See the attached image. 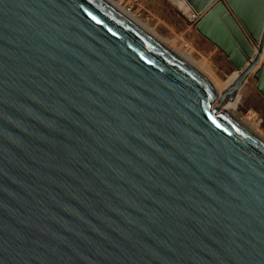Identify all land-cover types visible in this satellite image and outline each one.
Here are the masks:
<instances>
[{"label": "water", "instance_id": "1", "mask_svg": "<svg viewBox=\"0 0 264 264\" xmlns=\"http://www.w3.org/2000/svg\"><path fill=\"white\" fill-rule=\"evenodd\" d=\"M178 1L218 106L103 0H0V264H264V145L220 114L264 97V0Z\"/></svg>", "mask_w": 264, "mask_h": 264}, {"label": "rangeland", "instance_id": "2", "mask_svg": "<svg viewBox=\"0 0 264 264\" xmlns=\"http://www.w3.org/2000/svg\"><path fill=\"white\" fill-rule=\"evenodd\" d=\"M123 9L127 5L131 15L152 30L178 52L188 55L214 81L232 83L238 73L224 54L200 36L195 24L184 21L175 3L162 0H111ZM262 65L254 70L256 72ZM257 81L250 76L242 86L232 110L234 116L264 138V97L258 92Z\"/></svg>", "mask_w": 264, "mask_h": 264}, {"label": "bare ground", "instance_id": "3", "mask_svg": "<svg viewBox=\"0 0 264 264\" xmlns=\"http://www.w3.org/2000/svg\"><path fill=\"white\" fill-rule=\"evenodd\" d=\"M106 4H108L110 7H112L116 12L124 16L127 20H129L133 25H135L139 30H141L144 34H146L148 37L156 41L160 46H162L165 50H167L171 55H173L175 58H177L179 61H181L186 67H188L190 70H192L195 74L199 76V78L211 89V91L215 95V101L212 104V107L220 105V99H226V97H223L227 91H229L234 84L235 80L237 79L238 75L236 76L235 80L226 85L218 83L217 81L212 80L211 78L206 75V73L198 66L196 65L188 55H185L181 52H178L173 47H170L168 43H166L164 40L159 38L152 30H150L147 26L142 24L140 21H138L134 16L131 15V13H128L124 8H120L118 5H115L111 0H103ZM176 3L180 7H185L184 3L178 0H175ZM187 10V7H185ZM190 16V15H189ZM190 19V18H189ZM264 61V54L261 58V61ZM261 65V64H260ZM264 65V64H263ZM238 96L232 101L228 100L220 114H224L229 116L231 119H233L238 125H240L245 131H247L250 135H252L255 139H257L259 142H261L264 145V138H262L258 132L254 131L251 127L247 126L242 121L238 120L234 114L232 113V110H235L236 108V101Z\"/></svg>", "mask_w": 264, "mask_h": 264}, {"label": "crops", "instance_id": "4", "mask_svg": "<svg viewBox=\"0 0 264 264\" xmlns=\"http://www.w3.org/2000/svg\"><path fill=\"white\" fill-rule=\"evenodd\" d=\"M164 3L166 2V4L167 3H172V1L171 0H162ZM175 7H176V9H177V11L180 13V15H182V17L184 18V21H186V22H190V23H192V21H191V17L189 16V14H187V10H186V8L185 7H180L179 5H178V3H176L175 4ZM229 10H231V9H229ZM232 12V11H231ZM190 18V19H189ZM241 25V24H240ZM195 29H196V26H195ZM197 31V30H196ZM198 32V31H197ZM201 36V35H200ZM204 38V37H203ZM228 60V59H227ZM228 62H229V60H228ZM230 63V62H229ZM260 64L262 65V66H264L263 64H264V61L262 60L261 62H260ZM259 64V65H260ZM231 65V64H230ZM233 67V66H232Z\"/></svg>", "mask_w": 264, "mask_h": 264}, {"label": "built area", "instance_id": "5", "mask_svg": "<svg viewBox=\"0 0 264 264\" xmlns=\"http://www.w3.org/2000/svg\"><path fill=\"white\" fill-rule=\"evenodd\" d=\"M128 13H132V9L130 7H127V5L125 7H123Z\"/></svg>", "mask_w": 264, "mask_h": 264}]
</instances>
